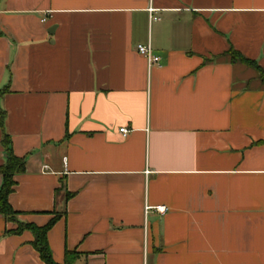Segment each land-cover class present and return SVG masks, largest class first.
Masks as SVG:
<instances>
[{"label":"crops","instance_id":"crops-1","mask_svg":"<svg viewBox=\"0 0 264 264\" xmlns=\"http://www.w3.org/2000/svg\"><path fill=\"white\" fill-rule=\"evenodd\" d=\"M230 50L264 72V0H0V165L5 132L56 263L264 264V85ZM14 227L0 264H46Z\"/></svg>","mask_w":264,"mask_h":264},{"label":"trees","instance_id":"trees-1","mask_svg":"<svg viewBox=\"0 0 264 264\" xmlns=\"http://www.w3.org/2000/svg\"><path fill=\"white\" fill-rule=\"evenodd\" d=\"M229 55L233 61H239L255 69V71L259 74L261 83L264 85V72L254 60L243 57L235 50H230ZM6 91L7 89H0V96H2ZM4 116V112L0 111V127L3 125ZM1 143L5 148L6 160L5 163L0 165V175L2 178L0 186V214L6 221L15 223V227L7 229L6 232L20 234L24 230L31 231L33 234L31 245L37 251L39 258L46 264H58L53 259L47 239V233L54 225L59 215L53 216L47 223L41 226L18 219L19 212L13 209L9 203L8 196L13 191V187L16 183L14 176L25 171V160L23 157H18L13 154L10 147V138L5 132L2 133ZM70 195V193H66V197H69ZM76 256V251L66 249L62 264H73Z\"/></svg>","mask_w":264,"mask_h":264},{"label":"built area","instance_id":"built-area-1","mask_svg":"<svg viewBox=\"0 0 264 264\" xmlns=\"http://www.w3.org/2000/svg\"><path fill=\"white\" fill-rule=\"evenodd\" d=\"M152 9H149V11H151ZM150 18H155L154 16L150 15ZM44 20V19H43ZM136 50L139 54L143 55L146 60H147V64L148 66H152L154 64H158L160 62V57L159 55L155 54L153 52V49L151 47V45L149 43L147 44H142L139 43L136 45ZM119 132L121 133L122 136H125L128 132V129L126 127H120ZM157 210L159 212H164L165 208L164 207H157Z\"/></svg>","mask_w":264,"mask_h":264}]
</instances>
